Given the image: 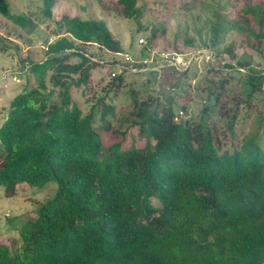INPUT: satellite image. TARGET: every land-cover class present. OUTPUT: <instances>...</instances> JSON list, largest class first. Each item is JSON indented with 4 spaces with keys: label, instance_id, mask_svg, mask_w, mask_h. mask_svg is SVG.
<instances>
[{
    "label": "trees",
    "instance_id": "obj_1",
    "mask_svg": "<svg viewBox=\"0 0 264 264\" xmlns=\"http://www.w3.org/2000/svg\"><path fill=\"white\" fill-rule=\"evenodd\" d=\"M35 1L38 12L28 14L12 13L0 0L7 21L48 29L41 56L22 59L24 81L0 120V186L12 195L21 182L53 181L56 190L15 238L0 242V264H264V2L216 3L204 20L206 37L175 46L171 59L191 46L221 62H204L195 84L197 54L181 69L164 62L113 76L107 61L110 83L84 112L71 90L101 87L91 82V67L105 64L84 45L123 48L104 20L54 18L58 0ZM113 5L126 18L140 13L137 0ZM163 33V25H151L142 56ZM228 33L236 37L224 43ZM125 72L148 77L114 106L109 93L123 85ZM164 79L172 90L152 95L154 80L160 86ZM192 91L202 101L191 112Z\"/></svg>",
    "mask_w": 264,
    "mask_h": 264
},
{
    "label": "rangeland",
    "instance_id": "obj_2",
    "mask_svg": "<svg viewBox=\"0 0 264 264\" xmlns=\"http://www.w3.org/2000/svg\"><path fill=\"white\" fill-rule=\"evenodd\" d=\"M10 12H25L36 14L38 12V4L35 0H6ZM114 0H58L53 12L54 18L62 14L77 15L81 18H99L105 21L107 28L117 38L123 48V53L131 56L133 63H144L145 67L134 68L135 70H154L159 69L167 62L179 69L187 66L190 59L195 56L194 62L197 67L196 78L191 80V84H195L197 80L203 76L205 69L203 63H213L220 65L221 62L213 60L208 52L204 49L192 50L191 46L184 48V53L176 54L173 59L169 57L174 52L175 46L181 44L182 39L189 38L193 43L206 37L207 24L204 20L209 18L210 8L216 3L223 5L229 0H167L170 3L163 4L160 0H137V6L140 13L137 18L123 17L118 13V8L113 5ZM264 2V0H262ZM163 25L164 33L153 42L149 47V51L142 56V46L146 43H138V38H142L145 42L149 35L151 25ZM138 26H145L138 29ZM202 27V28H200ZM48 29L43 24H34L33 29L29 31L21 29L10 21H7L0 15V120L3 113L7 109L12 94L18 87L19 83L24 81L22 59L27 58V54L34 59L41 56V41L46 36ZM236 37L228 33L224 37V43L231 38ZM6 46L7 49L2 47ZM87 52H92V57L103 59L105 64L91 67V82L102 81L101 87L88 89L84 93H80L81 87L71 90L73 97L78 101L82 110L85 112L91 102L95 101L96 95L103 93L102 88L109 85L110 78L107 76L110 70L108 60L119 61L121 53H113L99 48L96 44L84 45ZM240 51V48L237 49ZM174 54V53H173ZM142 56V57H141ZM141 57L140 60H138ZM145 61H141V60ZM77 60V59H76ZM170 61L172 63H170ZM22 63V64H21ZM145 70V71H146ZM125 80L123 85L116 91H111L109 96L112 97L111 102L114 106H121L129 100L128 89L130 87L141 91L144 87L140 86L148 77L143 73L125 72ZM150 77V83L153 77ZM162 73L160 70L156 72L155 78L161 80ZM171 79V77H170ZM169 79L160 82L154 80V86L150 90L152 95L161 97V89L167 90L171 87L167 83ZM166 92V91H163ZM173 92V91H172ZM82 94V95H80ZM182 95V94H181ZM202 97L197 93L190 92L188 100V110L195 111L200 107ZM173 107L176 108L178 116L179 101L176 99ZM123 106V105H122ZM161 111V109H160ZM182 111V110H181ZM182 111V115H183ZM111 120V119H110ZM132 136V141L137 146L141 145L143 139ZM111 140L110 134H103V144H108ZM128 142H130L128 140ZM101 151L100 156H103ZM56 190V183L47 182L43 187L29 185L21 182L17 185L15 193L12 195L4 194L2 186H0V242L15 238L18 228L26 220L34 216L36 208L46 199L51 198ZM152 202L157 201L152 198ZM15 226L17 228H15ZM4 227V228H3Z\"/></svg>",
    "mask_w": 264,
    "mask_h": 264
},
{
    "label": "built area",
    "instance_id": "obj_3",
    "mask_svg": "<svg viewBox=\"0 0 264 264\" xmlns=\"http://www.w3.org/2000/svg\"><path fill=\"white\" fill-rule=\"evenodd\" d=\"M137 41H138V43H145V41L142 38H138ZM91 59H93V58H91ZM98 61L101 62V60H98ZM143 61H145V60H143ZM110 62H111V66L114 67V69L111 70V72L109 74L110 76H113L115 73L119 72L122 69L134 71L133 67L130 65L133 62V60H132L131 56L127 53H121V59L119 61L110 60ZM170 63H172V62L170 61ZM181 115H182V111L179 110L178 116H176V117H179Z\"/></svg>",
    "mask_w": 264,
    "mask_h": 264
},
{
    "label": "clouds",
    "instance_id": "obj_4",
    "mask_svg": "<svg viewBox=\"0 0 264 264\" xmlns=\"http://www.w3.org/2000/svg\"><path fill=\"white\" fill-rule=\"evenodd\" d=\"M99 60V59H98ZM103 60V59H102ZM112 60V59H111ZM108 61H110V60H108ZM113 61V60H112Z\"/></svg>",
    "mask_w": 264,
    "mask_h": 264
}]
</instances>
